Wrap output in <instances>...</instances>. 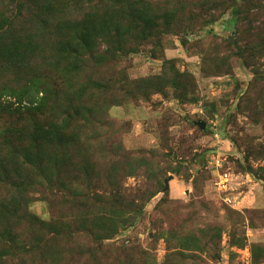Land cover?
I'll return each instance as SVG.
<instances>
[{
    "label": "rangeland",
    "instance_id": "1",
    "mask_svg": "<svg viewBox=\"0 0 264 264\" xmlns=\"http://www.w3.org/2000/svg\"><path fill=\"white\" fill-rule=\"evenodd\" d=\"M100 1L61 0L59 3L83 13L91 6H101ZM179 1L177 4L175 0H166L165 3L155 0L153 3L156 4L151 3V9L158 13L164 10L188 13L189 3ZM12 6L11 13H15L18 20L11 28L25 33L21 35L24 45L17 48L22 49L19 57L11 55L8 62L0 60V136L8 131L7 143L11 141L16 149H21L28 144L26 133L33 126L29 123V116L33 115L26 110H15L18 107L24 109L26 102L20 104L12 94L16 92L18 96L21 81L34 75L50 76L55 90L58 84L48 73L55 57V50L48 45L49 37L37 44L28 42L42 39V31H38V28L39 22L46 23V12L43 9L42 13L35 11L37 13L34 14ZM31 8L35 9L34 5ZM255 13L252 11L249 19L236 23L232 21L229 8L221 17L215 13V22L177 35L161 24L162 16L156 17L155 30L160 33L159 37L153 43L144 38L142 43L136 44L129 42L139 40L135 34L140 30L141 23H133L132 18L129 22L123 12H116L113 17L122 24L117 27V22L113 29L120 28V32L127 34L123 37L125 42L123 39L113 40L115 31L112 35L108 29L94 33L91 52L94 59L98 55L103 58L101 62L108 69L101 67L99 70L105 78L111 76L117 81V89L110 90L105 94L106 100H100L97 104L90 98L95 93L89 91L81 102H77L76 106L80 109L70 114L79 120V124H83L90 112L94 116L93 111L96 107L99 110L102 104L104 116H109L110 121L107 127L99 122L94 125L95 128L78 126L71 131H78L84 138H89L88 135L98 136L96 142L99 143H105L101 136H116L124 150L133 155L139 151L150 152L145 155L148 159H154L150 169L144 171L143 167L134 175L120 179L124 191L132 196L137 197L154 182L152 173L164 169L163 188L145 204L143 213L131 226L120 228L112 239L105 241L114 245L108 262H112L114 256L126 262L127 257L120 256L121 252L117 250L126 245L129 248L139 247L135 249L141 255L142 251L149 253L147 257L144 254L139 257L134 249L131 253L139 263L164 264L167 255L179 247L182 235L193 233L204 241V236L208 239L217 232L221 233L219 258L211 264H264V251L252 247L253 244L264 246V171L260 170L264 167V158L259 154L264 148V83L257 87L252 85L254 72L259 70L264 73V56L260 54L264 41L259 38L264 33V11ZM133 29L136 32L132 33ZM236 31L244 40L246 51L250 50L247 56L241 58L227 50V46L232 51L235 49L234 40L231 39ZM181 40H187V45H182ZM118 46L125 49L119 51ZM210 48L214 51L212 55L209 54L210 61L204 63V54ZM113 51L116 52L115 62L107 66L112 61ZM24 56H27L26 60L20 62ZM89 67L93 68L92 64ZM217 67L222 73L213 72ZM177 73L186 75L182 83L189 89L182 101L177 98L182 92L176 93L172 85ZM88 75H92L91 70L78 77H70V82L67 80L60 86L57 97L52 94L55 92L52 89L43 109L34 115L38 116L37 120L40 123L55 121L56 116L66 109L54 98L66 100L74 87L90 78ZM121 86L122 91L119 89ZM13 88H16L15 91ZM124 92L129 95L125 96ZM98 110L97 113L100 112ZM18 129L21 133H18ZM100 148L103 145L96 144L95 149L98 151ZM106 151L110 152L108 147L104 149ZM152 151L154 156L151 155ZM115 155L119 156V153ZM12 158L9 154L4 163H0V196L7 188L3 184L4 169ZM239 164L252 166L257 177L241 171ZM177 167L179 174L172 173ZM168 179V188L164 190ZM201 202L207 204L208 210L200 206ZM28 209L44 221L51 218L48 206L36 194L31 195ZM67 209L66 206L61 208ZM227 209L240 213V216L228 213ZM253 212L258 213L252 215ZM230 215L236 218L234 221H239L232 228L226 218ZM233 237L244 238L242 245H234ZM199 255L203 257L205 254L200 252ZM7 259L10 264H16L15 259ZM80 260L76 264H93L85 259ZM176 260L173 258L171 264H185L181 261L174 263Z\"/></svg>",
    "mask_w": 264,
    "mask_h": 264
},
{
    "label": "trees",
    "instance_id": "2",
    "mask_svg": "<svg viewBox=\"0 0 264 264\" xmlns=\"http://www.w3.org/2000/svg\"><path fill=\"white\" fill-rule=\"evenodd\" d=\"M60 1L0 0V60L4 59L8 62L11 55L19 57L22 49L17 48L24 45L21 42V35L25 33L11 28L18 20V16L11 13V5L34 14L37 13L35 11L38 13L45 11L47 24L39 22L38 28V31H42L40 35L42 39L28 42L37 44L39 41L46 40V36L49 37L50 43L47 44L53 51L55 50L56 58L54 57L52 64L49 65L48 73L58 84V89L55 90L50 76L34 75L25 78V73L23 76L25 79L18 85V96L16 92L12 94L18 98L20 104L26 102L24 109L18 107L15 110L29 111L33 115L29 116V123L31 122L33 126L26 133L28 144L21 149H16L11 141L10 144L7 143L10 135L8 131L2 137L0 136V163L3 164L9 154L13 157L4 169L3 184L7 185V188L0 196V264H10L7 257L15 259L16 264H63L64 262L76 264L81 261L80 259L93 264H148L147 261L139 263L133 258L134 255L131 252L139 247L129 248L126 245L117 248L121 252L120 256L127 257L126 262L119 261L116 256L112 262H108L107 259L111 256L114 245L107 244L105 241L112 239L120 228L125 229L131 226L143 213L145 204L163 188L164 169L152 173L155 177L154 182L150 183L137 197L132 196L124 191L123 186L120 185V179L134 175L140 168L145 167L144 171L150 169V166L154 165V159L145 157L150 152L139 151L135 153L137 155H133L124 150L116 136H101L105 143H99L96 142L98 136L87 134L89 138H84L78 131H71L78 126L86 127V129L91 126L95 128L94 125L99 122L107 127L110 121L109 116H104L105 110L102 109V104L99 105V110L96 107L93 111L94 116H91L92 112H90V116H87L83 124H79V120L70 114L80 109L76 104L81 102L89 91L95 93V96L90 98L97 104L100 100H106V93L117 89V81L111 76L105 78L99 70L101 67L108 68L101 62L103 61L101 56L98 55L94 59L91 52L92 37L101 29H108L110 35L115 31V35L112 36L114 41L119 39L126 41L123 37L127 34L120 32V28L113 29V26L119 23V20L113 17L116 12H123L129 22L132 18L133 23H141L140 30L135 34L139 40L129 42L139 44L144 38L153 43L159 37L160 33L155 30L156 17L162 16L161 24L177 35L188 30L194 31L196 26L202 28L215 22V13H219L217 17H221L229 8H231L232 21L238 23L249 19L252 11L254 14L255 12L263 13L264 2L260 0H186L190 5L188 13L181 10H164L158 13L151 9V5L156 4V2L153 3L155 0H101L99 2L101 6L98 4L91 6L82 13L71 7L66 8L59 3ZM175 1L177 4L180 3L179 0ZM165 2L166 0H162V3ZM32 5L35 9L31 8ZM120 24L122 23L116 26L119 27ZM134 32L136 29L132 30V33ZM238 34L239 32L236 31L231 39L234 40V51L228 46L227 50L241 58L247 56L250 50L246 51L247 46L244 47V40ZM260 35L259 38L261 37L264 41V33ZM181 42L182 45H187V40H181ZM120 46H118L119 51L125 49ZM262 49L260 54L264 56L263 42ZM213 51L214 49L210 48L206 54L203 53L204 63L207 60L210 61L209 54L212 55ZM111 55L112 61L107 66L115 62L116 52L113 51ZM26 57L24 56L20 62L25 61ZM91 64L93 68L89 67ZM214 69L215 74L222 73L218 67ZM89 70L92 73L88 75L90 78L85 83L79 84L77 88L74 87L66 100L54 98L65 107V112L56 116L55 121L40 123L37 120L38 116L34 115L43 109L50 92L55 91L52 94L55 97L59 96L60 86L67 80L70 82V77H78ZM175 75L176 77L172 80L173 89L176 93L182 92V95L177 96L182 101L185 98L184 94L189 93L187 86L182 83L186 75L184 73ZM254 76L252 85L257 87L264 83L263 72L256 70ZM134 83L137 85V82ZM138 84L141 83L138 82ZM122 86L118 87L120 91L123 90ZM14 89L16 88H13V91ZM136 89L141 90L137 87ZM124 93L125 96L129 95L128 92ZM97 110L100 112L97 113ZM260 111L257 110V112ZM12 130L13 128L11 133ZM18 133H21L19 129ZM84 133L86 134V131ZM96 144L103 145V148L97 151ZM106 147L110 152H104ZM11 148L14 149L13 152ZM115 149L117 151L114 152ZM115 153H119V156ZM259 154L264 158V148ZM151 155L154 156V151ZM118 157L121 160L112 162ZM239 167L241 171L257 177L252 166L239 164ZM260 170L264 171V167ZM172 173L179 174V167L174 168ZM32 194H36L48 206L51 213L49 221H44L29 211ZM64 206L68 209L61 210ZM200 206L208 210L206 203L201 202ZM227 212L240 216V213L231 209H227ZM226 218L231 228L239 222L238 219L234 221L236 218L231 215ZM202 233L204 234V231ZM181 238L179 247L167 255L164 264H171L173 258H177L174 263L181 261L185 264H211L218 260L221 233L216 232L208 239L204 236V241L193 233L182 235ZM243 239L233 237V244L242 245ZM252 247L264 251L262 248L264 246L259 247L253 244ZM136 252L139 257L143 254L146 257L149 255L146 251H142V255L140 251L136 250ZM200 252L205 255L200 256ZM67 256L69 257L66 258Z\"/></svg>",
    "mask_w": 264,
    "mask_h": 264
},
{
    "label": "water",
    "instance_id": "3",
    "mask_svg": "<svg viewBox=\"0 0 264 264\" xmlns=\"http://www.w3.org/2000/svg\"><path fill=\"white\" fill-rule=\"evenodd\" d=\"M202 127H204V126H202ZM168 182H169V179L165 181V188H164V190H167V188H168Z\"/></svg>",
    "mask_w": 264,
    "mask_h": 264
}]
</instances>
